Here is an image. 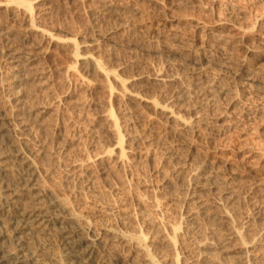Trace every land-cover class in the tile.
<instances>
[{
  "label": "rangeland",
  "instance_id": "rangeland-1",
  "mask_svg": "<svg viewBox=\"0 0 264 264\" xmlns=\"http://www.w3.org/2000/svg\"><path fill=\"white\" fill-rule=\"evenodd\" d=\"M0 116L113 264H264V0H0Z\"/></svg>",
  "mask_w": 264,
  "mask_h": 264
},
{
  "label": "bare ground",
  "instance_id": "bare-ground-1",
  "mask_svg": "<svg viewBox=\"0 0 264 264\" xmlns=\"http://www.w3.org/2000/svg\"><path fill=\"white\" fill-rule=\"evenodd\" d=\"M22 5L30 10L29 4ZM7 132L0 116V138L7 137ZM19 156L14 147L0 151V264L115 263L98 252L96 239L75 217L55 212L51 208L56 206L55 201L41 198L34 168L30 162L20 164ZM190 218L194 220V216ZM117 237L131 238L122 233ZM54 239L59 255L41 250Z\"/></svg>",
  "mask_w": 264,
  "mask_h": 264
}]
</instances>
